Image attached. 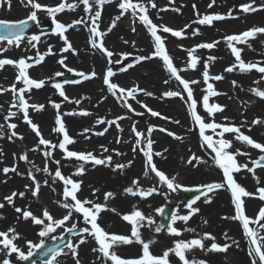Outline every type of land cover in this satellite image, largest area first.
I'll use <instances>...</instances> for the list:
<instances>
[{
  "label": "rangeland",
  "instance_id": "obj_1",
  "mask_svg": "<svg viewBox=\"0 0 264 264\" xmlns=\"http://www.w3.org/2000/svg\"><path fill=\"white\" fill-rule=\"evenodd\" d=\"M116 8L115 11L120 12L117 7L119 0H113ZM41 4L57 5V0H39ZM73 0H71V3ZM78 2V0H77ZM147 5V0H142ZM156 5L158 2L154 0ZM212 0H198L195 3V8L199 11H193L192 6L187 9L185 13L188 20L180 22L175 19H168L164 14L156 8H151L147 5L150 18L157 25H166L174 30L184 29L185 25H190L186 30L183 38H176L169 33H160L165 38V46L168 54L173 58L174 64L178 68H184L187 62V52L185 49L193 48L196 44L206 43L212 41H220V43L213 49H198L196 55L200 57L201 63L198 64L197 70H188L181 72V75L189 80H201V72L203 69L204 61L208 60L209 56L216 57L215 60L209 62L210 75H222L224 78L220 81H210L215 89L223 95L213 97L210 102L219 103L225 106V110L222 113H218L215 116L217 122L224 123L225 117H228L229 123H234L237 126L242 122H246L242 127V132L249 135L254 140L264 143V125H251V121L257 118L264 120V100L256 97L250 91L251 88L257 87L260 90H264V80H260L261 74L255 69L250 72L241 73L239 70H235L231 73L225 72L224 69L229 67L235 62V58L231 55L230 49L226 46L223 37L227 35L240 34L252 27H264V10H258L256 12L243 13L240 10V5L249 3L250 0H216L213 7L209 8L208 4ZM264 4V0H256V6ZM82 5L77 10L79 19L84 16L82 11ZM152 9V10H150ZM229 10H232V14L236 18H228L220 21H214L212 26L193 24V21L197 19V13L204 14H222L227 15ZM30 9L25 8L20 0H12V7L9 10L7 5L0 7V20L18 21L27 17ZM107 11L102 9L101 31H106L107 27L111 24V19L107 17ZM171 14V12H168ZM39 20L42 28L49 34L41 38L37 43L36 48H32L28 43V38L33 34H39L41 28L34 27L31 32L24 37L21 41L20 47L10 46L8 51L0 55V58H12L19 59L21 57H35L37 50L40 53L47 52L51 47L53 54L45 57V62L49 64L47 72L42 79H46V84L43 88L36 90L33 89L29 93H25V99L30 104H44L45 109L37 112L29 109L30 118L36 123L42 135L45 139L58 143V134L52 132V128L55 126V115L57 110L51 106V102L60 103L61 108L59 111L61 114L68 112H79L85 110L90 113L88 116H63L64 123L68 130L69 135L76 141L73 145H70V150L92 152L97 157L103 158L108 155H112V166L116 164H127L128 161H132L130 167H126L122 172L112 171L110 167L103 165L93 167L91 164L85 165V173L79 176H73L76 171L77 162L75 160L67 162L63 160V154L59 149L54 150L53 157L56 160H61L63 167L62 173L66 176H73L74 179L82 181V191L78 194L81 199L89 198L96 202L104 203V193L111 191L115 195L107 203L109 208H115L120 214H127L133 210L135 205L139 210L145 213L147 216H151L155 222L153 228H142L141 233L145 240L155 239L156 243L152 244L150 251L154 255H161L162 252L173 245V241L178 239L190 240L196 238L197 234H203L204 232H210L217 238V242L223 244L225 242L231 243V241H225L224 233L227 232L232 239L239 242V248L233 246L226 253H203L198 249H194L192 253H189V258L195 257L197 259H204L207 264H251V258L248 255L250 245L243 237L242 229L239 222L226 220L222 217L231 216L234 214V207L231 203V194L226 189H220L214 193H209L211 196V202L205 203L204 197H201L194 207L199 209V212L191 217V219L185 224L182 221H177L175 227L182 230L180 237H174L167 234L166 227L162 229L160 233H155L154 227L161 226L159 222V212L157 209H164L169 207L178 212L181 215H185L188 209L185 207L187 202H183L184 191L183 188L175 192L170 191L166 185L160 184L158 178L154 174H150L149 177H144V157L139 151L133 152L132 148L135 145V136L131 131L133 125L141 132L147 135L148 126L159 125L161 128H165L168 131L175 133L182 137V140H176L165 133L155 130L151 134V139L154 141L153 150L156 152H163V157H154V162L157 167L164 171L169 177L176 176L177 182L184 188H195L199 185H204L213 182H222L223 173L212 162L210 156V150L202 148L201 141L199 139V131L195 125L192 124L188 114L184 101L179 98H165L162 93L172 90L171 85L176 86V90H180V86L176 81L170 80L168 84L164 83V80L168 79V73L164 71L162 61L157 58L152 60H145L137 63L136 57L148 56L153 52V45L150 35L143 25L138 20L132 19L126 20V25L132 31L121 32L112 30L106 37L103 38L105 47L114 53L112 56V64L108 63L107 58L98 50H93V60L89 63L86 60L85 55L78 52L75 49L73 52H68L66 55L61 52L64 47L63 41L59 39L57 35L51 34V28L53 27L51 19L48 18L45 13H38ZM60 22H64L58 16L56 17ZM74 20V19H73ZM121 20V19H120ZM119 20V21H120ZM81 28V33L86 43L85 47L90 46L88 44V32L83 26H77ZM133 28L135 31L133 32ZM198 29L199 35L193 36L192 30ZM75 35V34H74ZM71 42L74 38L71 32L66 35ZM128 41V43H124ZM134 42V43H133ZM250 45V46H249ZM6 46V42L0 43V47ZM237 47L243 49L241 56L245 62L259 63L260 66H264V34H258L255 39H249L247 44H237ZM127 53V58L134 60L133 67L126 70L120 68L121 63L116 61H123L124 58L121 54ZM62 57L65 59L67 68L74 69L75 72H68L65 67H62L57 61ZM31 62V61H29ZM111 67L114 75L110 78L111 82L116 83L120 87L131 88L138 86L141 89L152 92L151 100L144 97L141 92L137 94L136 100H139L143 104L154 111H158L162 116L168 117V120L161 119L159 117H153L145 109L141 107L136 100H129L128 102L135 109L134 112H128V110L121 105L116 99L108 93L106 86L103 83V77L107 69ZM29 75L37 80L43 76L39 72V68L36 66L30 68ZM95 72L96 76L89 80H82V78L76 73L83 72L90 74ZM61 72V76L75 75L81 80L80 83H64L60 80V77H54V79H47L53 77L54 73ZM17 69L8 65L3 69H0V87L10 88L15 82V75ZM236 81L237 86L233 87L232 82ZM254 81H260L259 84ZM53 83H61L65 94L70 100H79L80 103H70L64 101L60 97L55 88L52 87ZM17 87H23L22 84H18ZM205 85H194L195 96L200 97L202 95V89ZM91 90L92 97H88L86 92ZM173 91V90H172ZM82 94L86 97V104L82 103L79 96ZM13 101L12 93L4 92L0 94V108L6 112L4 119L0 118V124H4L3 132L5 133L3 138H0V152L3 153L0 156V170L5 167H11L14 164L17 166L18 171L23 175H17L16 173H8V176L13 174V179L5 181L3 179L5 174L0 171V203H4V208H0V231L7 230L9 227H15L20 233L21 239L16 243L27 252L26 241L31 240L34 244L40 243L41 238L37 235L40 230L38 226L32 225L30 222H25L22 219L17 220L18 213L15 212L14 207L8 205L2 197L10 195L13 191H24V198H15V207H21L31 210L34 214L40 215L43 208H47L50 213L56 218H62L66 214V210L59 207L56 203L60 199L59 193L62 191L60 183L51 185V180L45 174L35 173L37 180L41 182V189L39 192V198H34L31 192L26 190L25 185L30 184L31 181L27 179V171L31 167L30 164L20 161L18 156L20 154L27 153L28 158L36 166H44L43 146H40V151H31L37 146L38 138L30 130L27 124L24 123L22 113L17 109L10 108ZM9 111H16L15 117L8 118ZM137 113H143V115H137ZM201 115H206L203 109L200 108ZM118 116H124V130L111 134L110 126L108 124H97L98 118L105 120H113ZM8 118V119H6ZM180 121L179 124L173 123V121ZM7 123H15L17 128L15 131L22 135L23 140L13 138L9 140V130ZM122 126V124H121ZM116 127V126H115ZM104 128H108L103 136L95 135L96 132L103 131ZM117 128V127H116ZM157 128V127H155ZM85 129L89 131L85 132ZM191 129V131H190ZM159 133V134H158ZM211 135L212 133H207ZM87 137V138H86ZM117 138L120 139V143H117ZM217 138L214 136V139ZM225 138L232 139V135L225 134ZM127 140V141H126ZM176 140V141H175ZM101 146L107 147L109 152L102 151ZM239 148L242 151L248 152L251 159L257 158L259 155L258 150L251 149L246 145H242L239 142H234V149ZM167 149V151H164ZM233 149V150H234ZM113 150L123 153V155L117 156ZM199 157L203 163L199 161H193L192 164L188 163L190 157ZM240 163H247L251 167L249 156L238 157ZM51 171H54L56 165L49 162ZM18 176L19 181L14 178ZM256 176L260 178L261 184H257L253 179L252 174L247 171H242L235 174V178L241 186H243L249 192H255L259 186H264V169H256ZM22 177L24 182H21ZM49 180V185L56 188V192L51 191L50 186H44L43 181ZM133 179L138 180V187L146 185L147 188L154 187L159 190V196H151L141 199L140 197H133L124 193L126 187L131 186ZM4 180V181H3ZM93 189L99 191L95 196L92 195ZM215 198L218 200L214 202ZM246 215L255 218L259 208L264 206V201H260L258 198H244ZM213 201V202H212ZM229 206L233 207L229 209ZM173 212V213H174ZM204 221H207L205 224ZM73 223L77 224V228L84 227L83 219L79 214H73L72 218L66 222L64 228H70ZM98 223L110 233L117 234H130L131 226L121 220L120 215L112 211H104L101 213ZM255 227V225H250ZM193 228L196 231L185 232L184 228ZM66 231L64 229H57L55 233L49 237L44 238V242H48L52 239V236H56L57 239L63 235ZM264 235V232L261 233ZM74 243L78 242V238L72 239ZM206 243H210L207 242ZM95 242L88 238L87 242L79 247V259L82 264H111L110 261L98 260L97 255L92 251L95 247ZM67 252V248L64 249ZM117 254L122 258H137L141 255V246L138 244L121 245L116 249ZM14 264H21V262H15ZM60 264H74L71 255H62L58 257ZM171 264H179L178 259L172 255L170 257ZM39 264V263H36Z\"/></svg>",
  "mask_w": 264,
  "mask_h": 264
},
{
  "label": "snow or ice",
  "instance_id": "obj_2",
  "mask_svg": "<svg viewBox=\"0 0 264 264\" xmlns=\"http://www.w3.org/2000/svg\"><path fill=\"white\" fill-rule=\"evenodd\" d=\"M25 8H29L30 11L27 17L23 20L18 21H7L0 20V43L6 42V46L0 47V55L8 51V47L15 46L20 47L21 41L24 39L25 30L29 27V22H32L36 27L41 28L39 34H33L28 38V43L32 48H36L37 43L40 42L42 36H46L49 33L45 31L40 23L38 13L43 12L45 15L51 19L53 27L51 28V34L57 35L60 40L63 41L64 47H62L61 52L72 51L75 54V49L71 42L68 40L65 33L69 29H73L76 26H83V28L88 32V44L93 50H98L102 53L108 60L109 64H112V56L114 53L105 47L103 38L106 37L116 26L117 21L121 19L126 13H130L135 20H138L141 25L145 27L148 34L151 37L153 52L148 56H138L136 57V62H142L145 60H152L154 58L162 61V66L165 72L168 73V79L164 80L165 84H168L170 80H174L180 86V90L176 91H165L162 96L165 98H179L184 101L187 109V114L193 125L198 128L199 139L201 141V147L205 150H210V156L213 164L222 171L223 179L222 182H213L204 185L196 186L195 188H184L180 183L177 182V177H169L164 171L160 170L156 163L154 162V157H163V152H156L153 150L154 141L151 139V134L156 130L154 126H148L147 135L137 129L135 125L132 126L131 131L135 136V145L132 151L135 153L137 151L143 154L144 159V177H149L150 174H154L160 184L166 185L167 188L175 192L183 188L184 191L195 192V195L191 200L187 202L185 207L188 209L187 214L181 215L178 212L171 214L170 222L166 225L167 234L174 237H180L182 235V230L175 227L177 221H182L185 224L191 219L193 215L199 212V209L194 207L201 199L204 197L205 203L211 202V196L209 193H214L220 189H226L231 194V203L234 207V214L231 216L222 217L226 220H232L239 222L243 237L247 240L250 245L248 255L251 258V264H264V206L259 208V211L255 218H251L246 215L245 210V200L244 198H258L260 201H264V186H259L256 188L255 192L247 191L241 184H239L235 178L236 173L242 171H247L252 174L253 179L259 185L261 184L260 178L256 176V169H264V143H260L249 135L242 132V127L245 126L246 122H242L241 125L237 126L234 123H229L228 117H225L224 123L217 122L215 119L216 114L222 113L225 110V106L210 102L213 97L223 95L217 91L210 81H220L224 77L222 75H210L209 73V62L215 60L216 57L209 56L207 61H204L203 71L201 72V80H189L181 75V72L188 70H197L198 64L201 63L200 57L196 55L198 49H213L216 47L220 41H212L206 43L196 44L193 48L185 49L187 52V62L184 68H178L174 62L173 58L168 54L165 46V38L160 33H169L171 36L176 38H183L185 36L186 30L190 25H185L184 29L174 30L173 28L166 25L155 24L149 15V8H156L157 5L154 0H147V5L142 2V0H119L117 7L120 9L119 15L112 18L111 24L107 27L106 31H101V20H102V9L105 5L111 4L113 0H73L72 3H68L67 0H60L57 5H46L41 4L39 0H20ZM171 3V0H169ZM216 0H212L208 4L211 8L215 4ZM7 5L9 10L12 7V0H0V7ZM84 16L79 19L73 20L69 24H64L60 22L56 17L59 13H63L65 10L76 11L80 6ZM195 9V5H193ZM165 9H160L164 11ZM174 11H179V9H173ZM240 10L243 13L256 12L258 10H264V4L256 6V0H250L249 3H244L240 5ZM228 18H236L232 14V10H229L227 15L222 14H204L200 15L197 13V19L193 21L195 24L212 26L214 21H220ZM133 32L135 28L132 29ZM198 29L192 30V35H199ZM258 34H264V27H252L240 34L227 35L223 37L226 46L230 49L231 55L235 58V62L229 67L225 68L224 71L231 73L235 70H239L241 73L250 72L255 69L261 74L260 80H264V66H260L259 63L245 62L242 59L241 53L243 49L237 47V44H247L249 39H255ZM128 43V41H124ZM134 43V42H133ZM250 46V45H249ZM53 54L51 47L48 48L47 52L40 53L38 50L35 57H21L19 59L12 58H0V69L5 66L11 65L17 69V74L15 75V82L10 86V88L0 87V94L4 92H11L13 101L10 108L17 109L22 113V118L25 124L28 125L30 130L38 138L37 146L31 149V151H40V146H43V157L44 166L41 168L36 166L32 161L29 160L27 153L20 154L18 159L24 161L31 165L27 171V179L31 181L30 184L25 185L26 190L31 192L32 197L39 198V192L41 189V182L37 180L35 173H43L51 180V185L60 183L62 186V191L58 194L60 199L56 201L59 207L66 210V214L62 218L54 217L50 211L45 207L42 209L40 215L34 214L31 210L21 207H15V198H24L25 192L13 191L10 195L4 197V200L8 205L14 207V210L19 215L17 220H23L25 222H30L32 225L38 226L39 231L37 235L41 238L40 243H33L31 240L26 241L27 252L22 250L20 246L16 243L21 239L20 233L15 227H9L7 230L0 231V264H14L15 262L28 261L33 257L38 250L44 249V238L49 237L51 234L55 233L57 229H64L68 233H72L77 236L78 242L74 243L72 240L67 241L65 247L67 252L59 246L55 248H47L46 251H39L41 256L49 257L44 259L41 264H60L58 257L62 255H71L74 264H82L79 259V247L80 245L87 242L88 238H91L95 242V247L92 251L98 253V260L110 261L111 264H171L170 257L174 255L179 264H207L204 259H197L195 257L189 258V253H192L194 249H198L201 252L207 253H226L231 247L235 246L239 248V242L232 239L225 232V241H231V243L225 242L223 244L217 242L216 236L210 232H204L202 235L197 234L196 238L190 240L178 239L173 241L171 247L166 248L161 255H154L150 251L152 244L156 243L155 239L145 240L142 236V228H153L155 225L154 220L151 216H147L141 210H139L135 205L133 210L127 214H120L115 208H109L108 201L114 197V193L111 191L104 193V203L96 202L89 198L81 199L79 193L82 191V181L76 180L73 176L83 175L86 171L85 165L91 164L93 167L103 165L110 167L112 171H123L126 167H130L132 161H128L127 164H116L112 166L113 157L112 155L105 156L103 158L97 157L92 152L85 151H74L70 150L69 146L76 143V141L69 135L66 125L63 120L65 115H80L88 116L89 112L81 110L78 113L68 112L63 113L59 111L61 108L60 103L51 102V106L57 110L55 115V126L52 128V132L57 133L62 136V139L58 143H53L52 141L45 139L42 135L39 126L32 121L29 114V109L40 112L45 109L44 104H30L28 100L25 99V93L31 92V90H39L43 88L46 84V79H35L29 75V69L42 64L47 55ZM121 56L126 59L128 54L123 53ZM65 59L62 57L57 61L62 67H65L68 72H75L74 69L67 68L65 64ZM31 61V62H29ZM116 63H122L121 60L116 61ZM128 67H133L129 64ZM126 70V69H124ZM61 72L54 73L53 77L47 79H54V77H60ZM76 75L80 76L82 80H89L96 76L93 71L90 74L83 72H78ZM114 75L111 67H109L103 77V83L107 88V91L112 96L116 97L117 101L125 107L128 112H134L135 109L128 102L131 100H136L138 93H143L145 96H152L153 93L139 88L138 86H133L131 88L120 87L116 83L111 82L110 78ZM81 80H73L70 83H80ZM203 83L205 87L202 89V95L200 97L195 96L194 85ZM260 81H254V83L259 84ZM69 83V81H65ZM18 84H22L23 87H17ZM233 87L237 86V82H232ZM52 87L56 89L58 95L63 98L64 101L70 103L79 104V100H70L65 94L63 86L61 83H53ZM251 93L256 97L264 100V90H260L257 87L250 89ZM137 103L145 109V112L153 117H159L161 119L168 120V117L162 116L160 112L154 111L146 104H143L139 100ZM200 108L206 115H201ZM17 115L16 111H9L8 118L15 117ZM137 115H143V113H137ZM6 118V119H8ZM125 119L124 116H118L113 120H105L103 118H98L96 123L103 125H115L120 131L117 123L119 120ZM173 123L179 124L180 121L176 120ZM251 125H264V120L257 118L251 121ZM5 125L0 124V138H3L5 133L3 132ZM7 128L9 130L8 139L13 138L23 140V136L19 135L15 129L17 125L15 123H7ZM160 132L165 133L168 136L173 137L176 140H182V137L176 135L175 133L168 131L165 128H159ZM85 132L89 129H85ZM108 128H104L103 131L96 132L95 135L103 136ZM191 131V129H190ZM211 132L209 135L207 133ZM225 134L232 135V139L225 138ZM214 136L217 137L214 139ZM87 138V137H86ZM117 143H120V139L117 138ZM234 142H239L242 145H246L251 149L258 150L259 155L255 159H251L248 152L242 151L239 148L234 149ZM102 151L107 153L109 149L107 147L101 146ZM59 149L63 154V160L71 162L75 160L77 162L76 171L73 176H66L62 173L61 169L63 164L61 160H56L53 157L54 150ZM234 149V150H233ZM115 155L120 156L123 153L113 150ZM164 151H167L165 149ZM3 153L0 152V156ZM249 156L251 167L247 163H240L238 157ZM193 161H199V157L192 156L189 158L188 163L192 164ZM49 162L54 163L56 168L54 171L50 170ZM3 174L16 173L17 175H23L18 171L17 166L14 164L11 167H5L2 170ZM138 180L133 179L131 186L124 189V193L133 197H140L141 199L151 196L157 191L154 187H149L144 189L138 187ZM44 186H50L49 180L45 179L43 181ZM51 191L56 192L55 187H51ZM98 189H93L92 195L95 196ZM5 204L0 203V208H4ZM104 211H112L117 215H120L121 220L126 222L131 226L130 234H117L110 233L105 228H103L98 220L100 215ZM163 209H157V212L163 213ZM73 214H79L83 219L84 227L77 228V224L73 223L70 228H64L67 221H69ZM2 218V217H0ZM206 224L207 221H204ZM250 225H255L252 227ZM165 226H155V233H160ZM185 232H195L193 228H184ZM52 239H57L56 236H52ZM210 242V243H206ZM138 244L141 246V255L137 258H122L117 254L116 249L121 245H131Z\"/></svg>",
  "mask_w": 264,
  "mask_h": 264
},
{
  "label": "bare ground",
  "instance_id": "obj_3",
  "mask_svg": "<svg viewBox=\"0 0 264 264\" xmlns=\"http://www.w3.org/2000/svg\"><path fill=\"white\" fill-rule=\"evenodd\" d=\"M57 1H58V3H60V0H57ZM156 1L158 2V5L156 7L157 11H159L160 9H165L164 11H161L164 14L165 17H167L168 19H175V20H178L180 22H184L185 20L186 21L188 20V17L185 14L187 12V9L192 6V3H194L193 5H195V3L198 2V0H171V3L169 2V0H156ZM67 2L71 3V0H67ZM203 2H204V0H201V3H203ZM117 4H118V2H117ZM115 8H116V5H115L114 1L111 4H107V5H105L103 7L104 11L109 10V11H107V17H109L111 20L115 16L119 15V12L115 11ZM152 9H150V10H152ZM173 9H179V11H174ZM193 11L197 12L199 10L197 8H195V9L193 8ZM78 12L80 14L81 10H76V11L65 10L63 13H59L57 16L60 19H62L64 22L71 23L73 21V19L75 20V18L79 16ZM168 12H171V14H168ZM149 15H151L150 12H149ZM132 19H134V18L131 16V14L130 13H126L124 16L121 17L120 21H117V26L114 28V30L121 31V32H128V33L132 32L128 28L126 23H125L126 20H130L131 21ZM193 24H195V23H193ZM80 29L81 28L76 26L73 29H69L65 33V35L69 34L70 32H71V34H73L74 38L71 41L73 49L74 48L78 49V52L81 53L82 55H85L87 62L90 63L93 60V58H94V56H91V55H93V53L91 54L92 49L90 48V46L85 47L86 43L84 42V38L82 36V33H81ZM67 53L68 52H66L65 55ZM48 67H49V64H47L45 61L42 64L36 66V69L39 68V72L43 74V76H41L40 79H42V77H44V74L47 72ZM170 85H171L170 86L171 89L173 91H176V89H177L176 86L173 85V84H170ZM86 94H87L88 97H92V96H90L91 95V90L87 91ZM144 97L146 98V100L147 99L149 101L151 100L150 97H147V96H144ZM79 98H80L82 103L86 104L87 100H86V97H85L84 94L81 93ZM169 100H170V98H169ZM76 116H78V115H76ZM123 120H119L117 123L119 124L120 128L124 130V125H123L124 121ZM121 124H122V126H121ZM155 127H157V128H155ZM155 127L154 128L156 130L161 128V126H159V125H156ZM110 132H111V134H114V133L122 132V131H120L115 126H110ZM158 132H160V131L158 130ZM4 176L5 177L3 179H7L5 181H10L11 179H13V174H11L10 176H8V174H7V175H4ZM14 179L19 181L18 176H16ZM21 182H24V178L23 177L21 179ZM142 188L147 189L146 185L145 186L142 185ZM153 195L154 196H159V190H158V192L156 194H153ZM2 199L4 200V197H2ZM217 201L218 200L215 198L214 202L216 203ZM232 208L233 207L229 206V209H232Z\"/></svg>",
  "mask_w": 264,
  "mask_h": 264
},
{
  "label": "water",
  "instance_id": "obj_4",
  "mask_svg": "<svg viewBox=\"0 0 264 264\" xmlns=\"http://www.w3.org/2000/svg\"><path fill=\"white\" fill-rule=\"evenodd\" d=\"M29 25L31 26V24H29ZM26 30H25V32H26ZM130 61L131 60L125 61V63L123 64V67H127L130 64ZM69 79L75 80L76 78H65V80H69ZM0 115L2 117H4L5 114H4V112L0 111ZM195 195H197V193H195V192L193 194H190V192H186L184 201L191 200ZM171 214H172V212L169 209H166L163 211V213H161L160 220H161L162 225L166 226L167 223L170 222ZM72 237H75V235H73L72 233L66 232L59 240L44 243V249L39 250V251H46L47 248H55L57 246H59L60 248H64L67 241H69ZM39 251L33 257H31L28 261H24L22 264H34L35 261L42 262L44 259L50 258V256L49 257L41 256L39 254Z\"/></svg>",
  "mask_w": 264,
  "mask_h": 264
}]
</instances>
